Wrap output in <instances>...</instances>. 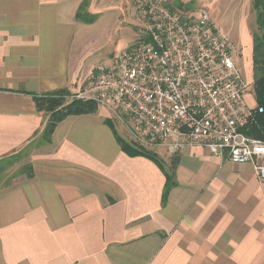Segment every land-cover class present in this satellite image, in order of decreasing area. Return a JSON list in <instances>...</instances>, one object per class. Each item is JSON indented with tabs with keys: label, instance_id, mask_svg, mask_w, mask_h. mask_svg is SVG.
<instances>
[{
	"label": "crops",
	"instance_id": "1",
	"mask_svg": "<svg viewBox=\"0 0 264 264\" xmlns=\"http://www.w3.org/2000/svg\"><path fill=\"white\" fill-rule=\"evenodd\" d=\"M82 4L0 0V160L28 147L31 168L0 187V264H264V183L251 164L147 149L173 173L162 200L164 172L121 150L114 131L131 140L104 109L34 144L46 123L34 97L75 94L90 77Z\"/></svg>",
	"mask_w": 264,
	"mask_h": 264
},
{
	"label": "built area",
	"instance_id": "2",
	"mask_svg": "<svg viewBox=\"0 0 264 264\" xmlns=\"http://www.w3.org/2000/svg\"><path fill=\"white\" fill-rule=\"evenodd\" d=\"M135 42L91 73L71 99L107 110L142 149L202 147L220 160L251 164L264 183V140L243 132L252 119L234 49L209 15L133 0Z\"/></svg>",
	"mask_w": 264,
	"mask_h": 264
},
{
	"label": "rangeland",
	"instance_id": "3",
	"mask_svg": "<svg viewBox=\"0 0 264 264\" xmlns=\"http://www.w3.org/2000/svg\"><path fill=\"white\" fill-rule=\"evenodd\" d=\"M171 9L196 14L200 8L209 11L215 26L232 44V60L237 67L247 90L244 101L248 109L255 108L252 78L254 14L251 0H163ZM85 19L93 16L92 24L82 26L86 38L80 62L82 76H90L98 66L108 65L122 51L131 46L137 38L139 28L138 15L133 9L132 0H84ZM89 5V6H88ZM88 80L83 87H87ZM66 99V100H70ZM104 113L109 112L103 110ZM123 136L124 134L121 133ZM28 147L18 153V162L7 169L1 176L0 187L12 183L24 169L27 159H22L29 152Z\"/></svg>",
	"mask_w": 264,
	"mask_h": 264
},
{
	"label": "trees",
	"instance_id": "4",
	"mask_svg": "<svg viewBox=\"0 0 264 264\" xmlns=\"http://www.w3.org/2000/svg\"><path fill=\"white\" fill-rule=\"evenodd\" d=\"M85 4H82L77 13V19L90 25L94 18L92 15L85 19L86 13L82 12ZM83 8V9H82ZM251 10L254 14L255 29L253 30V53H252V78L255 108L253 109L252 119L245 127V135L264 140V0H251ZM71 94L67 89H60L46 95L34 97L36 110L46 117V123L41 135L34 140V144L45 145L51 140V136L56 126L68 116H81L96 113L98 107L91 100L69 99ZM112 130V123L109 122ZM116 140L121 150L128 156H143L152 160L165 174L166 182L163 190L162 200L165 199L169 189L173 185V173H167L163 169L158 157L145 149H142L132 142H127L119 137L114 131ZM19 155H13L0 160V179L2 174L18 162ZM24 172L28 178L31 177L30 166H25ZM173 172V171H172ZM10 184V183H9ZM7 184L6 186H8Z\"/></svg>",
	"mask_w": 264,
	"mask_h": 264
}]
</instances>
